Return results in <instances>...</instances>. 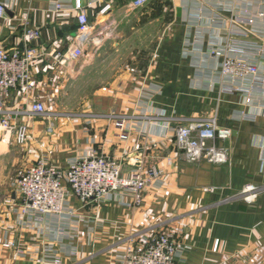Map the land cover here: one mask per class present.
<instances>
[{"label":"crops","instance_id":"obj_1","mask_svg":"<svg viewBox=\"0 0 264 264\" xmlns=\"http://www.w3.org/2000/svg\"><path fill=\"white\" fill-rule=\"evenodd\" d=\"M134 1L0 0L6 9L0 47L22 48L27 32L40 30L31 45L46 55L33 68L29 102L44 103L50 113L32 121L25 145L0 139V190L11 192L0 200V264H121L129 249L161 232L177 242V264H264V83L253 92L220 71L230 41L238 49L258 47L234 55L264 71V0H151L132 10ZM58 2L73 8L69 16L56 17ZM77 3L97 32L118 26L119 34L115 40L107 34L99 48L85 44V56L62 70L57 53L76 34ZM140 44L148 55L139 67ZM127 46L133 66L124 68ZM75 84L95 86L93 98L81 108L59 109L63 97L75 95ZM27 103L13 93L8 107ZM212 115L233 131L218 143L229 162L188 163L175 147V129ZM120 119L130 129L127 141L116 128ZM91 153L119 160L124 175L143 157L147 168L164 171L162 182L145 191L139 207L125 204L130 195L114 194L89 204L70 197L60 216L22 214L12 175L42 159L65 171L70 160ZM248 184L259 188L252 204L241 199Z\"/></svg>","mask_w":264,"mask_h":264},{"label":"built area","instance_id":"obj_2","mask_svg":"<svg viewBox=\"0 0 264 264\" xmlns=\"http://www.w3.org/2000/svg\"><path fill=\"white\" fill-rule=\"evenodd\" d=\"M150 1L135 0L129 8L135 10ZM109 8V5L104 7L100 14H106ZM72 9L63 2L54 5L57 18L69 16ZM74 9L78 12L76 34L67 37L69 46L64 52L57 53V64L62 70L74 67L85 56V44L99 48L111 32L105 26L97 32L96 25L89 20L87 10L79 3ZM5 11V5L0 3V18L5 17ZM238 23L242 24L243 21ZM235 35L245 37L247 32L239 31ZM39 37L40 30L32 29L27 32L22 48L8 50L0 47V139L6 144L25 145L32 121L50 116L44 103L29 102L34 91L33 68L46 55L40 47L31 45ZM250 50L257 52L258 47L246 45L238 49L236 42L230 41L228 51L232 55L225 54L220 71L231 82L248 83L249 90L257 92L263 89L264 71L257 62L234 55L235 52L245 53ZM13 93L28 101L26 106L9 108L8 102ZM116 128L120 139L127 141L130 129L125 119L117 121ZM232 136L231 129L219 126L216 115L198 117L188 119L175 129V147L188 163L205 160L213 165H224L228 163L229 151L218 143L228 141ZM163 174L164 171L158 167L147 168L144 158L140 157L135 160L131 173L124 175L119 160L91 153L70 160L65 171L51 166L43 159L39 160L21 173L14 185L22 198V214L40 218L62 215L70 197L89 204L108 201L114 194L130 195L131 205L125 204L139 207L144 201L145 191L161 183ZM258 194L259 189L250 184L243 190L241 198L252 203ZM179 253L180 249L172 235L161 232L143 238L139 247L129 249L121 264H177Z\"/></svg>","mask_w":264,"mask_h":264},{"label":"rangeland","instance_id":"obj_3","mask_svg":"<svg viewBox=\"0 0 264 264\" xmlns=\"http://www.w3.org/2000/svg\"><path fill=\"white\" fill-rule=\"evenodd\" d=\"M169 3L170 2L166 1V5L169 4ZM118 34H119V28L117 26V27H115L113 29V32H110V35L111 36L109 35V37L111 39L115 40V39L118 38V36H117ZM141 46H142L141 44L138 45V47H139L138 48V55L139 56H137V58H135L137 60V62L139 63L138 64L139 67L140 66H143V64L146 62L147 55H148V52H146L145 49H143ZM122 53H123L122 56H124L125 54L128 55V57L126 58V60H124L125 62L123 61L124 62L123 64L126 63V65L124 66V68H128L129 65H131V64H132L131 66H133V63H132L133 62V59H130V49H129V46H127L125 49H123L122 50ZM102 77H104L103 74H102ZM94 87L91 86V85L90 86H86V85H83V84H75V89H74L75 95L72 98H70V97H68V98L67 97H63L59 101V106H60L59 109H66V108L76 109V108H81L83 106V104L87 103L89 100H91V98H93L90 94H91L92 91L93 92L95 91V90L92 89ZM60 113H62V111ZM202 161H204V160H202ZM228 162H229V156H228ZM0 171H1V169H0ZM16 177H17V174L12 175L11 176V179L14 178V180H16L18 178V177L17 178ZM0 181H1V175H0ZM0 184H1V182H0ZM248 185H250V184H248ZM252 185H254L257 189H259L257 185H255V184H252ZM246 186L244 187V189L246 188ZM243 190L241 192V195L243 193ZM10 195H11V192L10 191H6V192L3 191V192H1V190H0V200L10 199ZM258 197H259V194H258ZM258 197H257V199H258ZM254 202H252V203H254ZM252 203H249V204H252Z\"/></svg>","mask_w":264,"mask_h":264},{"label":"trees","instance_id":"obj_4","mask_svg":"<svg viewBox=\"0 0 264 264\" xmlns=\"http://www.w3.org/2000/svg\"><path fill=\"white\" fill-rule=\"evenodd\" d=\"M150 2H151V1H150ZM150 2H149V3H150ZM149 3H148V4H149Z\"/></svg>","mask_w":264,"mask_h":264}]
</instances>
